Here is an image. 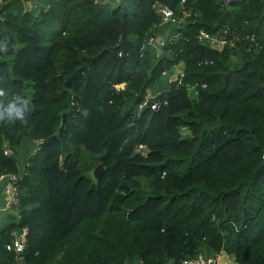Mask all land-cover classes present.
Instances as JSON below:
<instances>
[{
	"label": "trees",
	"instance_id": "1",
	"mask_svg": "<svg viewBox=\"0 0 264 264\" xmlns=\"http://www.w3.org/2000/svg\"><path fill=\"white\" fill-rule=\"evenodd\" d=\"M28 1L0 0V104L28 101L0 121V176L21 177L0 264H264V0ZM227 26L255 40L199 39Z\"/></svg>",
	"mask_w": 264,
	"mask_h": 264
},
{
	"label": "built area",
	"instance_id": "2",
	"mask_svg": "<svg viewBox=\"0 0 264 264\" xmlns=\"http://www.w3.org/2000/svg\"><path fill=\"white\" fill-rule=\"evenodd\" d=\"M226 2H232L235 0H225ZM157 11L160 13L163 17V24L167 25H173L175 28H179L181 23L183 21L176 19L174 11L169 8L168 6L164 5H158ZM168 30V31H167ZM176 31V30H175ZM174 31V32H175ZM171 31V29H166L164 34H160L157 37H151L149 39V42L146 43V45H152L154 47H162L166 43L167 45L173 42H176L180 38V32L174 33ZM250 39V41H254L255 37L252 35H247L245 37L241 36L240 33L233 30L230 26H227L226 28L221 29L216 34H211L208 32L202 31L199 34V39L205 43L206 45L210 46L211 48L217 49V50H224L227 46H235L236 43L240 42L241 40ZM257 45V43H256ZM179 73L174 74L171 76L170 81L175 82L178 81V78L181 77L183 74L182 68H179ZM177 71V69L175 70ZM160 95V93H156L154 95H149V100H154L151 104L152 109L158 110L160 108V101L156 98ZM148 102V101H147ZM147 102H145L143 105L140 106V109H142ZM41 141L37 140L36 144H40ZM139 151H142L143 154H146L148 151L147 147L143 144H140L138 147ZM12 151L9 149L6 150V154H11ZM21 177L16 174H8V175H2L0 176V183H2L3 186V194H4V206L0 208V213H8L12 212L14 215L19 218V215L16 212V207L19 204V195H18V185ZM12 239L10 243L6 245V248L9 251H15L16 254H21L24 252L26 245H27V236H28V228L23 227L20 231L13 230L12 233ZM181 264H218L217 257H206L204 255H199L194 258H189L184 260Z\"/></svg>",
	"mask_w": 264,
	"mask_h": 264
},
{
	"label": "clouds",
	"instance_id": "3",
	"mask_svg": "<svg viewBox=\"0 0 264 264\" xmlns=\"http://www.w3.org/2000/svg\"><path fill=\"white\" fill-rule=\"evenodd\" d=\"M0 95H3L0 92ZM28 109V101L23 96H15L7 104H0V121L15 123L20 121L26 124V112Z\"/></svg>",
	"mask_w": 264,
	"mask_h": 264
},
{
	"label": "crops",
	"instance_id": "4",
	"mask_svg": "<svg viewBox=\"0 0 264 264\" xmlns=\"http://www.w3.org/2000/svg\"><path fill=\"white\" fill-rule=\"evenodd\" d=\"M4 194L3 191L0 192V208L4 206ZM8 215L0 213V226L4 222L5 218ZM218 264H237L235 261V256L227 253L226 251H222L217 256Z\"/></svg>",
	"mask_w": 264,
	"mask_h": 264
},
{
	"label": "rangeland",
	"instance_id": "5",
	"mask_svg": "<svg viewBox=\"0 0 264 264\" xmlns=\"http://www.w3.org/2000/svg\"><path fill=\"white\" fill-rule=\"evenodd\" d=\"M108 2V0H100V2L101 3H104V2ZM33 4H34V1L33 0H29L28 1V3H27V5H28V7L29 8H31V7H33ZM112 7H115L116 5H117V3H116V1L115 2H113V1H110V3H109ZM168 31V30H167ZM179 67L177 68V71H175V74H177V73H179ZM120 87H122V86H119V88ZM191 94H192V96H195L196 95V92H195V90H192L191 91Z\"/></svg>",
	"mask_w": 264,
	"mask_h": 264
},
{
	"label": "water",
	"instance_id": "6",
	"mask_svg": "<svg viewBox=\"0 0 264 264\" xmlns=\"http://www.w3.org/2000/svg\"><path fill=\"white\" fill-rule=\"evenodd\" d=\"M103 173H104V166L102 164L96 166V168L93 171L94 177L97 179H99Z\"/></svg>",
	"mask_w": 264,
	"mask_h": 264
}]
</instances>
